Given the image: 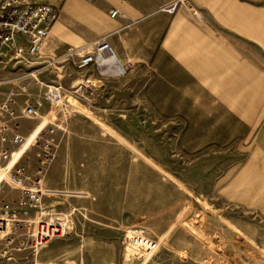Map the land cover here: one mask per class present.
I'll list each match as a JSON object with an SVG mask.
<instances>
[{"label": "crops", "instance_id": "0c3cea01", "mask_svg": "<svg viewBox=\"0 0 264 264\" xmlns=\"http://www.w3.org/2000/svg\"><path fill=\"white\" fill-rule=\"evenodd\" d=\"M168 2L61 0L59 7L48 3L57 8V19L39 51L40 59L60 56L69 48L84 54L104 39L122 65H131L123 76L109 59L76 70L78 58L73 57L61 68V76L54 68L51 73L55 79L60 76L65 87L81 80L93 85L89 99L80 100L91 113L84 106L77 109L108 128L105 135L96 123L74 114L61 131L81 143L85 152L79 149L77 154L83 163L89 164L92 157L94 193L110 191L117 177L124 183L127 175L187 176L189 180L182 181L192 190L209 189L235 208L253 209L264 217V0H187L173 15L162 11ZM51 73L39 71L45 81L56 82ZM7 93L0 92L1 101ZM40 99L31 96L23 105ZM22 107L17 106L16 115ZM23 121V135L37 125L28 121L30 125L23 126ZM52 140L55 158L45 186L68 189L71 174L66 166L73 145L58 131ZM84 170L79 175L87 176ZM56 171L60 181L52 180ZM202 176L219 178L215 186L208 188L207 183L200 188ZM13 192L16 195L6 188V193ZM92 220L111 222L101 216ZM194 223L208 224L201 218ZM81 231L55 239L40 260L56 264L60 256L64 264H99L85 257L101 250L115 256V237L94 240L100 232ZM3 248L0 244V252ZM73 253L77 259L69 258ZM0 264L20 263L9 259Z\"/></svg>", "mask_w": 264, "mask_h": 264}, {"label": "rangeland", "instance_id": "374dc122", "mask_svg": "<svg viewBox=\"0 0 264 264\" xmlns=\"http://www.w3.org/2000/svg\"><path fill=\"white\" fill-rule=\"evenodd\" d=\"M37 1L39 3L50 2L59 7L61 0ZM5 62L4 59L0 61V70ZM11 66L10 64L6 65V69L2 72L4 78L8 80L18 77ZM54 80L56 83L62 84L60 76ZM21 83L26 87L27 92L13 99L14 110L17 109L18 105L23 106V110L25 107L24 102L28 101L31 96H42L40 100L43 105L42 116H44L48 110L43 101L45 89L35 86L31 80L21 79ZM10 87V84H4L0 86V92L6 94ZM63 100L69 102V105L66 104V108H68L66 117L69 118L77 114L93 124L98 120L97 117H93L87 112L82 113L77 109L84 106L88 112L90 111L88 105L80 100L68 94ZM56 114L61 116L60 111H57ZM34 121L38 123L39 119ZM29 123L24 120L22 125L28 126ZM94 125L105 135L108 134V128L98 126V123ZM57 131L73 145L66 166L67 171L71 174L67 177L70 188L66 189L58 186L48 188L45 186L47 174L50 172L55 158L54 152L53 159L48 164L42 177V186L47 195L42 198L39 213H32L30 209L26 208L20 211V219L29 222L51 221L70 215L69 231L65 237L71 236L75 231L76 233L82 232V228L87 232L89 231L88 233L100 232V237L96 235L94 240L101 239V241H104L108 239V235L115 237V256L109 255L106 250H101L97 254L85 257V260L99 264H109V262L111 264H259L253 260L256 254L257 258H260L261 262L264 263V258L259 256V254L264 255V217H260L255 210L235 208L234 205L219 198L217 193L209 189L207 191H204L205 189L194 191L182 181L183 179L188 181L190 177L182 176L180 179V177L169 176L166 172H163L166 175H127V181L124 183L122 180L120 181V177H117L116 182L111 183L110 191L94 193L92 190V157H89V164L83 163L77 152L79 149L85 152V149L77 141L76 136L71 135L68 131H61V129ZM113 137L120 139L115 135ZM118 143L125 147L124 142L118 140ZM132 152L141 159L139 151L132 148ZM234 159L238 158L234 157ZM80 160L82 163H80ZM143 162L148 168L156 172L153 164L152 166L148 162L146 164L144 160ZM166 166L171 167L172 165ZM84 168H86L87 176L79 175L85 171ZM215 170L216 168L213 169V172ZM55 174L52 180L60 181L59 176H57L60 175L59 171H56ZM167 176L174 179L176 183ZM218 178V176L198 177L200 188H204L207 183L208 188L212 184L215 186ZM108 187V184L104 185V189ZM15 198L14 192L6 193L4 200L8 204H12ZM126 203L127 207L124 206ZM109 204L111 205L109 206ZM193 215L197 219H204L208 224L194 223L193 218H191L192 220L189 219ZM96 216L110 218L111 222L94 224L92 219ZM79 218L87 222L88 225L79 223L82 221L78 220ZM32 231L33 225L24 227L19 231L18 236H30ZM210 231H222L224 234ZM11 232V230H8V238L6 239H11L12 243L9 244V241L3 239L0 244L13 249L18 237L12 235ZM137 236L147 237L153 242L159 243L158 251L150 257H146L143 247L134 245L131 242L130 238H136ZM195 236L198 238H195ZM204 236L208 238H204ZM165 241L166 246L164 245ZM52 243L43 250L45 251ZM251 253L255 255L253 256ZM28 254V250L21 253H12L10 263L21 264L25 262L24 259L28 258ZM58 257H56L58 259L56 264H64L60 260V256ZM69 258L77 259L78 256L73 253L69 255ZM3 260L6 259L0 258V261ZM65 264L73 263L66 262Z\"/></svg>", "mask_w": 264, "mask_h": 264}, {"label": "built area", "instance_id": "2783aa9c", "mask_svg": "<svg viewBox=\"0 0 264 264\" xmlns=\"http://www.w3.org/2000/svg\"><path fill=\"white\" fill-rule=\"evenodd\" d=\"M186 2L187 0H169L162 11L173 15ZM114 16L115 13L110 15L111 18ZM56 19L57 8L52 4L33 3L29 0H0V61L2 59L6 61L0 70V86L11 85L7 97L2 99L3 101L0 100V241L8 238L6 226L12 231V235L18 237L13 249L6 246L1 250L0 258L9 260L12 253L28 250L29 256L26 260H31V264H46L40 260L41 252L55 239L67 235L70 215L51 221L29 222L20 219V211L28 208L32 213H39L42 198L46 193L42 186V177L55 152L52 137L58 129H64L68 119L65 115L68 112L66 106L69 102L63 100L65 94L86 101L92 95L94 88L88 80L78 81L69 87L56 82H47L39 71L52 72L54 68H59L61 76V68L73 57L78 58L76 70H83L90 65H101L105 59L115 63L122 76L131 69V65H122L116 59L104 39L92 44L91 50L84 54L69 48L60 56L50 55L40 59L39 51ZM9 64L12 65L13 72L18 74V77L11 80L4 78L2 74ZM51 77L55 79L52 73ZM21 79L31 80L34 85L45 89L43 101L48 110L44 116H42L43 105L39 101L26 104L21 114L16 115L13 99L27 92ZM57 111H60L61 116H57ZM36 119H39L37 125L28 134L23 135L19 121ZM6 188L16 192L12 204L4 200ZM191 218L197 220L195 215L189 219ZM31 225L33 231L30 236H18L22 228ZM215 233L224 234L222 231ZM130 239L134 245L143 247L146 257H150L159 249V243L147 237L137 236ZM6 240L9 244L12 243L11 239ZM164 245L166 246V241ZM259 256L264 258L262 254ZM254 257V261L262 263L261 259L257 258V254Z\"/></svg>", "mask_w": 264, "mask_h": 264}, {"label": "bare ground", "instance_id": "6f19581e", "mask_svg": "<svg viewBox=\"0 0 264 264\" xmlns=\"http://www.w3.org/2000/svg\"><path fill=\"white\" fill-rule=\"evenodd\" d=\"M45 194H46V193H45ZM45 194H44V195H45ZM5 231H6V232L8 231V226H6ZM131 252H132V251H131Z\"/></svg>", "mask_w": 264, "mask_h": 264}]
</instances>
